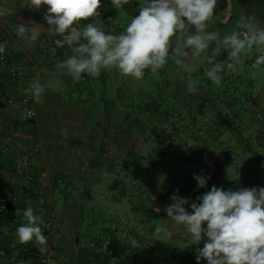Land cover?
I'll return each mask as SVG.
<instances>
[{
  "label": "clouds",
  "instance_id": "obj_1",
  "mask_svg": "<svg viewBox=\"0 0 264 264\" xmlns=\"http://www.w3.org/2000/svg\"><path fill=\"white\" fill-rule=\"evenodd\" d=\"M129 2L111 0L118 10ZM42 5L48 6L43 20L49 27L35 21L21 22L17 25V35L31 47L41 36L40 30L46 29L57 37V46L67 45L72 54L57 62L55 67L72 80H79L84 73L98 77L102 69L110 68L141 80L145 69L156 75L170 55L176 65L186 68L187 74L194 73L199 70V65L189 63L188 50L192 58L205 54L203 60L208 67L204 75L217 86L221 84V73L235 71L243 62V56L251 53L254 47L262 54L256 57L252 67L264 64V21L255 14L241 10L228 35L206 31L217 0H145L140 3L139 15L132 18L118 35L106 34L93 23L82 29L73 27L81 20L98 16L101 0H30L28 7L39 11ZM177 34L183 47H172L170 51L171 38ZM5 47L0 44V53ZM225 51L229 62L217 63V56ZM184 84L187 93L198 92L197 85L187 75ZM30 87L36 99L45 88L39 82ZM194 179L198 188H205L210 177L194 173ZM170 199L173 202L164 210L174 223L172 227L160 225L155 228L154 234L160 237L159 240L168 242L178 233L190 237L191 243L197 245V264L203 259L208 264H264V187L233 191L213 185L210 191L196 197L199 202L190 204L191 212L184 207L189 204V199L175 193ZM24 219L26 223L16 229L17 243L33 242L39 252L45 253L47 238L41 229L42 216L28 206L24 210ZM201 241H204L202 248L198 246ZM129 243L133 248L141 247L134 238H129Z\"/></svg>",
  "mask_w": 264,
  "mask_h": 264
},
{
  "label": "crops",
  "instance_id": "obj_2",
  "mask_svg": "<svg viewBox=\"0 0 264 264\" xmlns=\"http://www.w3.org/2000/svg\"><path fill=\"white\" fill-rule=\"evenodd\" d=\"M29 3L30 0H0V38L2 43L6 45L4 52L10 55L9 65L22 71L27 80L26 84L15 83L10 77L9 65L0 63V84L5 93L4 102L6 100L7 103V108H0V200L5 195L15 192L21 183L20 176L10 170V165L16 158L7 156L2 151L4 139L7 135L13 133L31 131L25 123V111L9 105L7 100L10 98L18 99L24 94L34 97L30 85L39 82L45 88L39 99L34 97L37 115L38 109H41L43 113L45 111L46 116H38L37 118L34 138L41 143V148L38 153L30 158V171L33 180L26 185V188H28L25 189L24 194L19 196L18 200L12 204L8 213L10 223L5 222L6 218L3 219V222L0 218V264H97V262L98 264H140L139 259L141 256L148 254V251L141 247L132 250L129 260L125 259L126 255L123 252L112 254V248L109 249L110 256L108 255L106 261L101 256L94 255L93 252L94 241H97L104 234L101 232L102 228L98 226V222L102 220L103 216H105L104 220L109 219L113 223L112 225H115L117 231L120 230L122 239H128L129 237L126 225L130 221V206H128L126 200L113 197V200L108 201L104 206L102 205L104 197L100 196L103 186L111 189L115 185L114 180L119 179L120 181V177H109L105 174L106 176L100 178L97 170L87 178L90 183L88 194L84 193L83 183L78 185L80 190L73 196L60 195L59 193L60 180L51 172L49 168L50 160L60 158L64 162L73 163L76 155L74 147L67 139L65 128H60V120L57 116L64 109L71 107L72 100L76 96L74 91L88 88L93 77L84 73L79 80H72L56 69L57 62L68 59L72 52L67 45L57 46L55 43L57 37L50 35L46 29L40 30L41 36L31 47L27 46L18 37L17 25L21 22L35 21L38 24H43L45 28L49 27L46 21L43 20L48 6L42 5L41 10L36 11L28 7ZM129 4V7H134L135 0H130ZM137 13H139V10ZM104 15L109 16L102 13L101 17L98 15L87 20H81L73 27L82 29L87 24L93 23L94 26L101 28L106 34L110 32L121 33L115 32V30L113 32L109 23L102 22L101 19ZM188 51L191 59V52ZM202 56L192 59H196L197 64L200 66V61L203 60ZM115 69H104L108 74L107 88L112 93L123 92L126 88L119 87L120 84L123 86V82L119 81L120 76L123 77V75L119 70L115 73ZM127 77L129 80L135 79L130 76ZM84 78L86 79L84 80ZM190 100L188 103L193 104L194 100ZM191 119H194V115L187 118V124H191ZM202 119L204 118H200V116L196 119L199 126L203 122ZM176 124L179 125V122H176ZM192 135L190 132L186 137L188 147L196 141L195 136ZM234 138L231 134L215 136L213 142L217 141L224 144H214L200 163H195L193 160L191 162L189 159L188 167L193 170V167L199 168L197 175H206L210 179L214 177L215 182L223 184L219 185V188L222 187L226 190L233 184L241 185L242 181L238 177L239 172L237 170L248 166L250 170L245 169L244 171L247 177L246 185L241 186V188H249L253 182V170L262 164V162L256 161L261 158V154L255 151L254 153L249 152L246 143L240 138L238 142L241 147L238 145V150L233 147L231 153L226 152V148L230 147L229 145L234 141ZM263 139L264 137L262 138L260 135L255 137L256 150H259L258 146L262 149ZM72 141H74L73 138ZM179 142L181 143V141ZM180 143L178 144L180 145ZM241 163H244V166ZM248 167L245 168L248 169ZM79 168H81V165H79ZM122 173L126 174V181L123 178V181L119 183L123 195H125V186L130 184L129 175L127 172L125 173V170ZM28 206L35 210V214L41 215L44 221L41 229L47 238V251L43 254L38 251L33 242L28 244L17 243L16 229L21 224L26 223L24 210ZM136 211L138 217L142 218L141 215L144 213L140 211L139 204L136 205ZM151 213L155 217L160 216L159 212L153 211ZM169 220L171 221V219ZM87 221H94L96 224L85 226ZM88 233L90 234V252L88 247L83 248L80 246L82 236ZM13 245H16L20 252L14 258H12ZM25 249L28 251H25ZM102 252L105 251L102 250ZM126 252H130L129 249ZM82 257L84 259L80 261ZM155 257L156 255L153 258Z\"/></svg>",
  "mask_w": 264,
  "mask_h": 264
},
{
  "label": "trees",
  "instance_id": "obj_3",
  "mask_svg": "<svg viewBox=\"0 0 264 264\" xmlns=\"http://www.w3.org/2000/svg\"><path fill=\"white\" fill-rule=\"evenodd\" d=\"M124 6L129 7L130 4ZM241 10L246 14H255L261 21H264V0H217V7L214 10L213 17L207 22L206 31H219L222 36L230 34ZM101 20L106 21L105 23H111L106 15ZM122 31L119 26L115 29V32ZM261 54V51L254 47L251 53L243 56V62L251 61L254 63V57ZM202 55L204 56L205 54ZM216 62L221 64L229 62L227 51L217 56ZM199 67L198 71L190 74L191 77L198 76L199 79L193 81L198 87V92L195 94L187 93L184 84L185 79L175 82L168 80L167 83L164 80V82L157 85L165 88L170 87L171 84L176 86L177 90L170 94L155 92L153 90L154 84L150 85V83L149 88L147 83L138 93L126 90L112 93L107 88L108 74L104 69L101 70L98 77L92 78L93 80L88 88L74 91L76 96L72 100L71 107L61 111L57 118L60 120V128H65L67 139L75 149L76 159L73 163H70L69 161L64 162L60 158H52L49 163L51 172L60 180V195L73 196L77 194L80 190L78 185L81 183H83L84 193L88 194L90 183L87 178L91 173L97 172V170L100 178L107 174L109 177H120V182L123 181V178L126 181V174L124 175L122 171L125 170V173H128L129 170L131 172L129 177L136 184L144 186L149 191L148 188L151 186L149 183H152L149 180L151 179L155 184H158V181L151 176H147V173H143L140 179L138 172L143 171L145 161L152 163L151 160L154 159L156 154L155 142L162 141L164 138L167 142H173L168 135L163 137L168 131V126L171 125H174L173 133L178 132V130H185L186 134L189 135V132H191L192 136H195L196 141L188 148L191 162L192 160L195 163L202 162L214 144H224L217 141L213 142V140L215 136H222L227 132L229 134H231L230 132L236 133L235 135L239 136L237 140L239 138L242 139L246 143L249 152H257L253 141L245 138L242 134L241 126L236 125L237 121H242L246 115L245 111L243 112V109L234 100V102H228L222 98L221 89L224 86H237L236 70L221 73V84L217 86L204 75V71L208 67L206 61L203 60V65ZM190 76L188 75V78ZM138 94L142 98L141 101L138 100ZM164 94L169 95V100L170 98L174 99L175 104L178 106L177 109L175 106H173V109L169 106L166 110L163 109ZM3 98H5V93L0 84V108L5 109L7 108V103L6 100L4 102ZM190 99L194 100L193 104L188 103L191 101ZM205 114L210 115L211 127H204L205 123L203 122L200 126L196 123L197 117L205 118ZM191 115H194V119L190 120L191 124H186L185 122L184 125L176 124L177 120L187 119ZM38 116L45 117V111L43 113L41 109H38ZM170 118H173L176 122H170ZM144 120L148 124H145ZM252 123L254 122L251 121V124L245 123L244 130L250 125H254ZM257 130L259 132L257 135L262 133L260 127ZM231 135L235 136L234 134ZM71 137L74 141H72ZM186 137L187 135L184 137L186 139L184 142L187 143ZM143 143H145L144 146H142ZM148 146H151L150 152H148L147 156H144V148ZM256 161L261 162V158ZM79 165H81V168H79ZM185 166L187 167L188 164ZM194 170L190 168L189 172L194 173ZM193 181L197 185V181L194 178ZM199 189L200 192L204 191L203 188ZM149 195H151V192ZM197 196L195 191L189 190V204L184 205L189 212L192 211L190 204L197 202ZM10 209L11 206L7 212L0 213L2 222L6 218L5 222L7 224L10 223V217L8 216ZM160 214L167 215V213ZM173 223L171 220L167 227H172ZM107 231L110 235L108 241L113 251L112 254L123 252L126 255L125 259L129 260L130 255L125 253L129 246L131 247L129 238L123 239L124 241L118 239L115 236L116 227L113 230L102 228L101 232L105 233ZM179 234L173 237H177ZM101 243L103 244L102 239H98L93 243V252L97 257L102 255ZM129 251L132 250L129 249ZM171 256L172 258L178 257H176L174 252L171 253ZM184 256L186 257V255ZM190 256L187 255L186 260L190 261Z\"/></svg>",
  "mask_w": 264,
  "mask_h": 264
},
{
  "label": "rangeland",
  "instance_id": "obj_4",
  "mask_svg": "<svg viewBox=\"0 0 264 264\" xmlns=\"http://www.w3.org/2000/svg\"><path fill=\"white\" fill-rule=\"evenodd\" d=\"M144 2L145 0H135L134 7L123 6L120 10H118L115 7H113L111 0H101V6L97 11L100 17L102 13L109 15L108 19L110 20L109 22H111L109 26L112 27L113 32L116 28H118V26L121 27L122 30L124 31L127 25L131 22V19L139 15V13L137 12L140 8V3H144ZM102 22H106V21L102 20ZM110 33L114 35L119 34L112 32ZM172 47H181V48L183 47V42L180 40L179 34L171 38L170 51ZM254 58L256 59V57ZM187 59L189 60V63L191 65H198L196 59H192V58L190 59L189 57ZM200 62L201 65H203V60ZM253 64L254 63L249 61V62H243L240 65H238L235 72V75L237 77L236 78L237 86H231V85L224 86L221 89V91H222V98H224L228 102L235 101V103H238L239 107L243 109L242 111L243 112L245 111L246 115L243 117L242 121H237L236 125L241 126L242 134L245 138L251 139L253 143H255L254 142L255 137L257 136V133H259L257 130L258 127H260L262 132L259 135L262 138L264 137V64L258 65L255 68L252 67ZM117 70L118 69H115V73H117ZM190 74L186 73V68L184 66L176 65L170 55V57L168 58V62L165 64V66L162 69L158 70V73L156 75L151 74L149 69H145L144 77L141 80H136V79L129 80L127 76L123 75V77L120 76L119 78V81H121V83L123 82V86L122 84H120L119 87L126 88L128 92L131 91L134 93L135 92L138 93L141 90L142 86H145L148 83L147 84L148 88L151 84H154L153 90L155 92L159 94H162L164 92L170 94L175 90H177L176 86H173L171 84L170 87L165 88L164 86H160V85L157 86V85L164 82V80L166 83L168 82V80H172L173 82L183 80L186 78V75L190 76ZM190 79H192L193 81L199 80L198 76H192V77L190 76ZM141 99L142 98H140L139 95L138 100L141 101ZM162 104H163V109L165 110L167 109L168 106L171 107L172 109L173 106H175L176 109L178 107L175 104L174 99L170 98L169 100V95L168 96L165 95ZM202 121L203 123H205L204 127H211V120L209 114H207V116L204 119H202ZM251 121L254 122L252 123L254 125H250L248 128H246V130H244L245 123L251 124ZM143 122L145 124H148L146 120H144ZM170 122L175 123L176 121H174L173 118H170ZM177 122L184 125V122H186L187 124L188 121L187 119H184V120H178ZM173 126L174 125L168 126V131L164 134L165 136H163L166 137L168 135L171 138V141L173 142H167L165 141V138L162 139V141L155 142L154 146H155L156 154L154 155V159H153L154 161L151 160L152 163L145 161L143 165V171L138 172V176L140 179L143 173H147V176H151L153 179L158 181V184H155V182H153L151 179L149 180L152 182L149 183L151 186L150 188H148L149 191L151 192V195H149L150 192L147 191L144 188V186H140L136 184L130 177H129L130 184L125 186V195H123V192L121 190V184H120L121 182L119 181V179L114 180L115 185H113L112 183L113 186L111 189L110 188L108 189L107 186H103L100 192V196L102 195L104 197V200L102 201L103 203L102 205L104 206H106V203L108 201L113 200V197H115V199L124 198L128 203V206H130V213H129L130 221L127 222L128 224L126 225L128 228L127 229L129 236L128 238H134L140 244L141 248L145 249V251H148L147 255L145 256L142 255L141 258L139 259L140 264H144V263L145 264H156V263L157 264H197V261L195 259L196 256L195 249L197 245L191 243L190 237L180 233L177 237H171L168 242H164L159 240L160 237L158 235L154 234L155 228L160 225H164V226L169 225L170 223L169 219L171 218L167 217L166 215H161L160 213H164V214L166 213L164 209L166 206L170 205L173 202L171 201L170 197L174 193L180 197H184L188 199L189 190H193L197 193L198 196H201L205 192L209 191V189H211L213 185H215L218 188L219 185H223L220 182H215L216 180L213 177L211 178L212 180L208 179L207 187L203 188L204 191L200 192V189L193 181L194 173L189 172L190 167L188 169V166L187 167L185 166L190 162L189 161L190 153L188 150L189 147L187 143L183 141L185 139L184 137L188 134L185 133V130H178L179 133L178 132L173 133L174 131ZM193 129L195 130V128ZM230 133L234 135L236 134L233 132ZM227 134L229 133H225V135ZM234 137H235L234 141L229 145L230 147L226 148V152L228 153H231V151H233V147L235 150H238L239 142L238 140H236V138L239 136L235 135ZM178 140L181 141V143ZM178 143H180V145ZM144 145L145 143H143L142 146ZM239 146L241 147V145ZM261 146L262 149H260V146H258L259 150L256 151L261 154L262 164L259 165L255 170H253L252 173L253 182L249 188L264 187V139ZM150 148L151 146L144 148L143 151L144 156H147L148 152H150L149 151ZM179 165L184 167H180ZM242 165L244 166V163ZM245 167L241 168L240 170L239 169L237 170V172H239L238 177L240 178V181H242L241 185L233 184L228 189L237 191L241 189V186L246 185L247 177L244 171L245 169L250 170V168L248 167L247 169ZM194 169L196 171L195 173L197 174V170L199 168L195 167ZM130 173L131 172L128 170L129 176ZM176 189H179V191L176 192L175 191ZM100 199L102 198L100 197ZM138 204L140 211L144 213L143 215H141L142 218L138 217L137 215L136 205ZM156 209H160V211H157ZM153 211L159 212L160 216L158 215L159 217H155L154 215H152L151 212ZM104 218L105 216H103L102 220L98 222L99 228L112 229V230L115 229V225H112L113 223H111L109 219L104 220ZM91 224L93 226L96 223L94 221H87L85 223V226ZM204 226L206 227V223ZM109 236H110L109 232L107 231L100 238H98L99 240L102 239L103 241V244L101 243V249L104 250L105 252H108L107 254L105 252H102L101 257L104 261L107 260L108 255L110 256V250H109L110 244L108 241L110 238ZM115 236L118 237V239L123 240L122 234H120V230L116 232ZM80 241H81L80 246L83 248L88 247L90 252L91 249L90 234L88 233L86 235H83ZM181 241H183L184 243L180 244ZM198 246L202 248L204 246V241H201ZM129 249L133 250L134 248L129 246ZM131 252L132 251L125 253L131 256ZM173 252L176 253V257L178 256L177 258H172L171 253ZM155 255L156 257L153 258ZM184 255H186V257ZM187 255H191L190 261L186 260ZM83 259L84 258L82 257L80 261H83ZM199 264H208V262L206 259H203L199 262Z\"/></svg>",
  "mask_w": 264,
  "mask_h": 264
},
{
  "label": "built area",
  "instance_id": "obj_5",
  "mask_svg": "<svg viewBox=\"0 0 264 264\" xmlns=\"http://www.w3.org/2000/svg\"><path fill=\"white\" fill-rule=\"evenodd\" d=\"M0 44L2 39L0 38ZM9 54L7 52L0 53V63L9 65ZM9 74L11 79L17 84H26V76L22 71L9 65ZM8 104L16 108H21L25 111V123L31 131L17 132L7 135L4 139L3 153L7 156L16 158L10 165V170L20 176V185L17 190L11 194L5 195L0 200V213H5L12 207L19 196L24 194L26 185L33 180L32 172L30 171V158L38 153L41 148V143L34 138L35 129L37 128V108L36 101L33 96L24 94L20 98H10ZM1 127V125H0ZM184 242L181 241L180 244ZM188 244V243H185ZM25 251H28L25 249ZM20 254L16 245L12 246V258Z\"/></svg>",
  "mask_w": 264,
  "mask_h": 264
}]
</instances>
